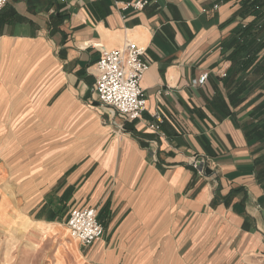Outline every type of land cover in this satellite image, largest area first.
Listing matches in <instances>:
<instances>
[{"label": "crops", "instance_id": "1", "mask_svg": "<svg viewBox=\"0 0 264 264\" xmlns=\"http://www.w3.org/2000/svg\"><path fill=\"white\" fill-rule=\"evenodd\" d=\"M129 1L0 10V195L15 196L0 264H264V34L240 37L255 16L240 0ZM127 41L148 63L135 120L93 92L100 50ZM67 207L94 208L101 238L63 236Z\"/></svg>", "mask_w": 264, "mask_h": 264}, {"label": "built area", "instance_id": "2", "mask_svg": "<svg viewBox=\"0 0 264 264\" xmlns=\"http://www.w3.org/2000/svg\"><path fill=\"white\" fill-rule=\"evenodd\" d=\"M7 0H0V10ZM148 0H131L125 7L140 10ZM145 49L132 41L113 49H101L96 61L95 83L93 92L100 104L107 106L112 114L123 120H135L141 117L146 106V97L140 81L148 68L143 60ZM225 75V73H223ZM208 72H202L191 80L193 86L205 84ZM160 121V119H159ZM117 132L123 128L115 124ZM150 127L158 128L157 123ZM199 159L192 158V165L197 166ZM70 236L81 245L88 246L101 238L103 226L99 222L96 210L91 207H72L65 221Z\"/></svg>", "mask_w": 264, "mask_h": 264}, {"label": "trees", "instance_id": "3", "mask_svg": "<svg viewBox=\"0 0 264 264\" xmlns=\"http://www.w3.org/2000/svg\"><path fill=\"white\" fill-rule=\"evenodd\" d=\"M240 1L242 7V14L255 16V19L252 22H250L244 27H241L240 37L242 38L241 41L244 42L243 40L246 39L245 37L248 36L253 37L262 33L264 34V0H240ZM257 46L259 47L261 46L262 48H264V41L263 43H259ZM239 48L242 50L244 48V45L240 44ZM255 52L256 51H254V54ZM252 55L253 54H251L250 52H246L244 59L246 61H251L253 60ZM263 77H264V56H263ZM263 136H264V101H263Z\"/></svg>", "mask_w": 264, "mask_h": 264}, {"label": "rangeland", "instance_id": "4", "mask_svg": "<svg viewBox=\"0 0 264 264\" xmlns=\"http://www.w3.org/2000/svg\"><path fill=\"white\" fill-rule=\"evenodd\" d=\"M104 122H107V121H104ZM14 198H15L14 195H12V196H5L4 194L0 195V221L4 217L3 213H5L11 207V205H12L11 199L14 200ZM67 210H68V207L62 213L60 220H59L60 226H58V227L61 229V233L63 236L68 237V238H72L68 232L67 227L65 226V221H66L65 216H66Z\"/></svg>", "mask_w": 264, "mask_h": 264}]
</instances>
